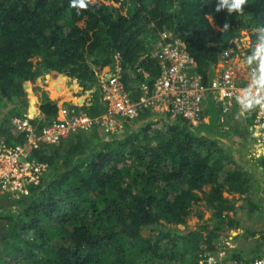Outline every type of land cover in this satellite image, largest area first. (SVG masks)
<instances>
[{
    "label": "trees",
    "instance_id": "16d2710c",
    "mask_svg": "<svg viewBox=\"0 0 264 264\" xmlns=\"http://www.w3.org/2000/svg\"><path fill=\"white\" fill-rule=\"evenodd\" d=\"M217 3L94 0L77 14L70 0H0V141H26L12 119L31 114L33 85L47 74L63 86L73 82L67 95L77 101L68 105L102 114L98 79L116 53L125 88L139 100L141 84L152 88L160 74L151 53L164 31L181 41L206 85L221 53L244 59L240 43H249L250 54L254 30L264 26V0H248L242 15L217 12ZM39 109L32 118L39 129L59 117L58 101L46 94ZM217 112L203 130L141 106L118 133L94 127L34 149L32 157L49 170L27 195L0 197V264H207L223 249L237 260L260 256L264 231L260 239L250 228L232 237L240 207L224 195L243 196L251 210L264 205L253 171L258 159L264 170V157L252 159L240 144L254 115L222 122ZM202 202L210 219L200 215L195 228H180ZM230 237L258 241L248 250L228 247Z\"/></svg>",
    "mask_w": 264,
    "mask_h": 264
},
{
    "label": "built area",
    "instance_id": "2783aa9c",
    "mask_svg": "<svg viewBox=\"0 0 264 264\" xmlns=\"http://www.w3.org/2000/svg\"><path fill=\"white\" fill-rule=\"evenodd\" d=\"M222 54L227 57L221 60L220 66L217 64L213 76L205 85L195 70L192 58L182 49L181 41L170 32H162L151 53L159 62L160 74L152 88L147 82L141 84L142 94L139 100L134 101L125 88L121 56L116 53L112 67L104 71L98 79L101 99L106 107L102 114L92 116L76 106L61 104L59 117L41 129L32 122L35 115L12 119L14 131L23 133L26 141L16 144L0 141V192L27 195L32 186L41 182L49 170V165L32 157V151L40 145H56L71 134L89 132L94 127H98L106 136L118 133L123 129L122 118L134 119L141 106L157 113L180 116L194 127L204 122L211 104L216 106L222 122L234 112L241 115L235 97L249 83V69L240 56L234 59L227 51L222 52L221 56ZM251 112L254 115L251 130L264 156V110L256 108ZM226 244L231 247L228 240ZM260 262H264V250L260 256L237 260L230 258L223 249L211 253L207 264Z\"/></svg>",
    "mask_w": 264,
    "mask_h": 264
},
{
    "label": "rangeland",
    "instance_id": "374dc122",
    "mask_svg": "<svg viewBox=\"0 0 264 264\" xmlns=\"http://www.w3.org/2000/svg\"><path fill=\"white\" fill-rule=\"evenodd\" d=\"M240 47L243 50L241 52L242 56H246L245 50L248 49L249 43L244 40L240 43ZM226 57H227V55L224 56L222 54V56L220 57L221 58L220 60H222L223 58H226ZM233 57H234V59L240 58L239 55H234ZM51 83H52V85L50 84V81L48 82V84H47L48 88L47 89H45V86H43V85H45V84H43V81L38 83V81L36 80L34 85H33L32 96H33V98H35V106H36V112L35 113H38L35 115H37V116L40 114V109H39L40 101L45 94L48 95L49 97H51L52 99L57 100L58 105L70 104V103L74 104L77 101L76 97H74V98L69 97V95H67L66 93L65 94L58 93V92H60L59 87H56V89H53L55 84L52 81H51ZM72 83H73L72 81H68L66 83L65 91H67V88L73 87ZM33 114L34 113H32L30 115H33ZM236 114L234 113V115H235L234 117H236L235 119L240 120L239 114L238 115H236ZM123 120H125V119L122 118V122H123ZM212 121H214V120H212ZM213 123H211L210 125L206 124V123H201L198 127L200 129H203V130H210ZM244 128H245V125H244ZM251 132L250 131L246 132L245 130H243V134L245 136L242 139V142H240V144H241V147L243 148V150L245 151V153L247 152L246 154L249 153L251 155V157L257 156V158H259V155H261V151H260L257 143H255V142H257V138L255 137L254 133L253 132L251 133ZM253 157H252V159H253ZM253 168H254L253 171L255 173L254 176L260 181V183L262 184V188H263L264 187V170L259 165V159L255 161ZM204 190H205V192H208L210 190V186H206ZM5 195L7 196V193L0 194V197H4ZM224 195H225V197L230 198V199L237 198L238 200H237L236 204H237V206L240 207L236 213V216L239 218L240 223H241L240 229L238 231L236 230L234 232H231V236L234 237L235 233L236 234H238V233L242 234V232L244 230H247L250 228V229H253L254 231H256L258 233V235H259L258 239H260L262 237L261 235L264 231V205L262 206L263 203L261 204L262 209L251 210L250 204L247 203L246 201H244L243 196H240L238 194H229V193H224ZM253 197L257 198V193L255 191H253ZM258 199H259V197L257 198V200ZM200 215H202L204 217V220L210 219V217H211V212L208 209H206L205 202H202L199 205L195 206L194 213L188 219L187 224L186 225H180L179 227L180 228L188 227L191 229L195 228L196 226H198L199 223H201L203 221L199 218ZM143 233L147 234L148 231L145 229ZM228 241L232 243V247H234L235 245H238L239 247H242V248H245L248 250H252L255 247L258 240L253 239V238H251L249 240L245 239V238H241V239H238L236 241L233 238L232 239L228 238Z\"/></svg>",
    "mask_w": 264,
    "mask_h": 264
},
{
    "label": "clouds",
    "instance_id": "9594fccd",
    "mask_svg": "<svg viewBox=\"0 0 264 264\" xmlns=\"http://www.w3.org/2000/svg\"><path fill=\"white\" fill-rule=\"evenodd\" d=\"M94 0H70V6L80 10H88L89 4ZM248 0H218L216 11L226 9L229 15L232 13H244V7ZM227 24L224 25L226 29ZM256 42L250 45V54L243 60L244 65L249 69V83L239 91L235 99L240 106L241 115L250 113L256 108L264 110V26H259L254 30ZM264 264V262H260Z\"/></svg>",
    "mask_w": 264,
    "mask_h": 264
},
{
    "label": "crops",
    "instance_id": "0c3cea01",
    "mask_svg": "<svg viewBox=\"0 0 264 264\" xmlns=\"http://www.w3.org/2000/svg\"><path fill=\"white\" fill-rule=\"evenodd\" d=\"M219 66L222 64V61L221 60H219ZM61 79H63V78H61ZM42 81H43V84H45V85H43V86H45V89H47L48 87H47V84H48V82L50 81V84L52 85V83H51V81L55 84L54 85V87H53V89H56V87H59V89H60V92H58V93H60V94H67V91H65V85L63 86V85H61V81H60V83H59V80L58 79H52L51 77H50V75H45V77L44 78H42ZM42 81H38V83H40V82H42ZM51 98V97H50ZM52 99V98H51ZM60 106V105H59ZM35 98H33V96H32V98H31V114L32 113H34L33 115H35ZM216 112H217V108H216V106L214 105V104H211L209 107H208V109H207V112H206V115H205V120H204V122L203 123H206V124H211V123H213V121L212 120H214V116H216ZM218 113V112H217ZM36 114H38V113H36ZM40 115V114H39ZM38 115V116H39ZM35 116H37V115H35ZM231 247H232V243L230 242V244H229Z\"/></svg>",
    "mask_w": 264,
    "mask_h": 264
},
{
    "label": "water",
    "instance_id": "95a60500",
    "mask_svg": "<svg viewBox=\"0 0 264 264\" xmlns=\"http://www.w3.org/2000/svg\"><path fill=\"white\" fill-rule=\"evenodd\" d=\"M37 81H42V77H38L37 78Z\"/></svg>",
    "mask_w": 264,
    "mask_h": 264
}]
</instances>
